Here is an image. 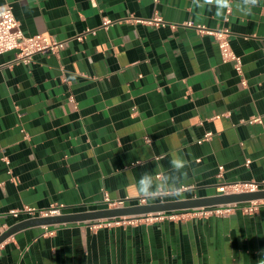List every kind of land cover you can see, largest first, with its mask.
I'll list each match as a JSON object with an SVG mask.
<instances>
[{
  "label": "crops",
  "instance_id": "crops-1",
  "mask_svg": "<svg viewBox=\"0 0 264 264\" xmlns=\"http://www.w3.org/2000/svg\"><path fill=\"white\" fill-rule=\"evenodd\" d=\"M239 3L226 21L204 0H0L26 36L65 43L29 65L0 55V235L34 217L12 214L26 207L63 205L62 215L142 204V174L185 185L146 203L263 183L264 0L250 14ZM157 15L163 24L144 22ZM199 26L229 29L242 75ZM247 206L31 226L2 243L0 264H259L264 201L255 213Z\"/></svg>",
  "mask_w": 264,
  "mask_h": 264
},
{
  "label": "built area",
  "instance_id": "built-area-1",
  "mask_svg": "<svg viewBox=\"0 0 264 264\" xmlns=\"http://www.w3.org/2000/svg\"><path fill=\"white\" fill-rule=\"evenodd\" d=\"M232 12V8L227 10L226 21H229V16ZM147 24L159 26L164 23L160 16H155L151 20L144 21ZM106 25L110 24V21H106ZM188 26H192V23H187ZM199 31L205 32L212 35L218 43L221 57L223 62L231 63L238 74H243V61L240 56H238L230 42V31L228 28H223L221 30H209L205 27L199 26ZM82 40L83 37H79ZM65 48V43L61 41L53 40L45 35H33L26 36L21 28L20 22L16 19L13 8L9 5L0 8V55L15 51L17 55V60L29 65L33 61V57L37 54L51 56L58 55ZM263 117H257L252 119L251 122H262ZM212 133H207L204 140H210ZM146 142H150L149 138L145 139ZM7 164L10 162L5 159ZM249 162V161H248ZM223 170V166L220 167ZM10 172V171H9ZM160 177L161 175H157ZM263 183L256 182H243L235 183L233 185H223L219 188L221 194H231V193H244L253 192L262 189ZM105 201L111 206H116V203H112L108 195H105ZM142 203H146L143 199ZM260 202L249 203L245 208L247 213H255L257 211V206ZM121 204V203H119ZM63 205H52L48 210H39L33 207H26L23 211H12L15 217L21 214H28L34 217H50L61 215ZM110 224V223H108ZM2 245V244H1ZM0 245V247H1Z\"/></svg>",
  "mask_w": 264,
  "mask_h": 264
},
{
  "label": "water",
  "instance_id": "water-1",
  "mask_svg": "<svg viewBox=\"0 0 264 264\" xmlns=\"http://www.w3.org/2000/svg\"><path fill=\"white\" fill-rule=\"evenodd\" d=\"M264 201V189L253 192L218 194L207 197L177 199L160 202L136 204L125 207H114L96 211H87L74 214H62L50 217H33L11 226L0 235V245L16 232L31 226H53L70 223L97 224L105 221L110 223L116 220H139L147 217H159L175 212L200 213L212 210H226L240 207L252 202Z\"/></svg>",
  "mask_w": 264,
  "mask_h": 264
},
{
  "label": "clouds",
  "instance_id": "clouds-1",
  "mask_svg": "<svg viewBox=\"0 0 264 264\" xmlns=\"http://www.w3.org/2000/svg\"><path fill=\"white\" fill-rule=\"evenodd\" d=\"M200 0H193V4L199 6ZM205 4L214 5L216 8V13L218 15H223L225 10H229L233 6V0H204ZM259 4V0H240L239 8L245 14H250L251 9ZM173 168L179 170L185 167L182 160H173ZM179 186H164L155 184L151 176L147 174H142L138 180H136V189L138 194L144 199H156L165 196H179L182 194L181 187ZM259 264H264V259L259 261Z\"/></svg>",
  "mask_w": 264,
  "mask_h": 264
}]
</instances>
